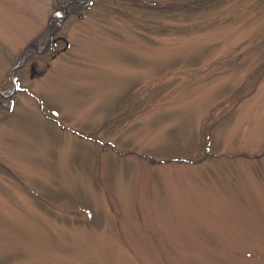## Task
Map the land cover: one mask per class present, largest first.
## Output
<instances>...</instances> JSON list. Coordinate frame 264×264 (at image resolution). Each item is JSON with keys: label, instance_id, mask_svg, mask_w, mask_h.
Instances as JSON below:
<instances>
[{"label": "rangeland", "instance_id": "rangeland-1", "mask_svg": "<svg viewBox=\"0 0 264 264\" xmlns=\"http://www.w3.org/2000/svg\"><path fill=\"white\" fill-rule=\"evenodd\" d=\"M0 264H264V0H0Z\"/></svg>", "mask_w": 264, "mask_h": 264}]
</instances>
